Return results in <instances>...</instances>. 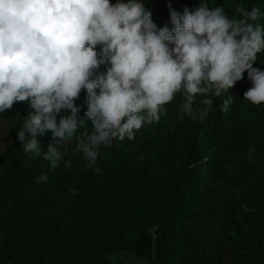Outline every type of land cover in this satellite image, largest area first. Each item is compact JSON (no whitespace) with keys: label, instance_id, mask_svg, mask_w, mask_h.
<instances>
[{"label":"clouds","instance_id":"9594fccd","mask_svg":"<svg viewBox=\"0 0 264 264\" xmlns=\"http://www.w3.org/2000/svg\"><path fill=\"white\" fill-rule=\"evenodd\" d=\"M169 9L171 29H158L140 0H0V113L17 103L34 110L17 131L23 152L40 156L38 136L51 133L43 160L50 170L61 161L70 165L57 145L86 122L75 104L82 90L93 131L77 137L75 152L90 169L101 146L134 140L145 124L158 123L177 93L184 94L182 113L202 120L213 104L210 94L228 92L247 72L252 87L243 99L264 104V70L253 67L264 52L260 9L238 6L239 18L231 19L206 3L183 14ZM102 64L110 66L93 79ZM198 95L204 107L194 111ZM231 103L225 100L222 110ZM48 179L45 173L35 183Z\"/></svg>","mask_w":264,"mask_h":264},{"label":"trees","instance_id":"16d2710c","mask_svg":"<svg viewBox=\"0 0 264 264\" xmlns=\"http://www.w3.org/2000/svg\"><path fill=\"white\" fill-rule=\"evenodd\" d=\"M116 3L117 0H111ZM126 2V0H125ZM146 10L152 12L157 28L165 25L171 29L170 9L183 14L190 9L188 0H140ZM260 0H256L258 5ZM260 24V19L257 21ZM169 43V47H173ZM101 46L96 51L100 53ZM264 52L257 53L253 64L262 68ZM110 65L102 64L94 71V78L104 74ZM262 70V69H261ZM239 84H251L247 79ZM97 94L99 89L96 90ZM235 101L230 90L217 97L213 94L210 112L200 122H192L189 149L184 152L182 175L177 184L158 182L153 193L146 194L158 204L154 235L142 234L130 238V219L121 218L113 204L119 203L116 192L104 184L97 174V166L108 157L121 158L122 148L113 141L110 148L100 147V155L93 168H88L82 153H76L77 137L91 134V121L78 125L73 137L57 145L63 161L55 170H50L43 160V151L52 143L51 133L39 136L40 156L23 152L17 140V131L29 113V105L17 103L11 110L0 113V264H106L111 255L127 251L149 264H257L264 257V205L255 208L249 218L248 234L240 239L225 235L220 242L227 243L218 255L216 245L209 241L202 230L219 192L214 180H200L204 168L203 145L213 132L228 138L232 135L229 109L223 111L225 100ZM84 103L88 104L87 95ZM82 113V112H81ZM62 110L61 115H70ZM220 123L216 127V120ZM1 122L4 125H1ZM4 130L5 136L1 131ZM226 138V140L228 139ZM224 151L222 154L224 155ZM47 174L46 183L36 184L35 178ZM247 185V178H242ZM76 188L77 194L69 193ZM193 198L191 204L186 203ZM255 239L256 248L248 243Z\"/></svg>","mask_w":264,"mask_h":264},{"label":"rangeland","instance_id":"374dc122","mask_svg":"<svg viewBox=\"0 0 264 264\" xmlns=\"http://www.w3.org/2000/svg\"><path fill=\"white\" fill-rule=\"evenodd\" d=\"M190 10L202 3L209 8L222 7L229 19L239 18L238 6L250 10L258 7L261 12L260 25L264 28V0L258 5L256 0H188ZM257 23V22H256ZM264 70V58L262 60ZM94 79V74L93 77ZM252 87L251 84H239L230 88L235 101L228 106L232 135L220 139L213 132L203 145L204 168L199 172L200 180H214L219 191L214 199L212 210L203 228L209 241L213 242L216 252H221L227 243L220 242L225 235H233L240 239L248 234L249 218L256 213L255 208L264 205V104L253 105L243 99V93ZM86 90H82L75 104L79 106V115L85 118L87 105L84 103ZM183 92L177 93L174 100L165 105L158 123L145 124L136 132L134 140L125 138L117 142L122 148V157H108L97 166L100 180L116 192L119 203L113 204L121 218L130 219V238L149 233L154 235L158 204L146 194L153 193L158 182L166 185L177 184L182 175L184 152L189 149L192 133L190 116L183 114L181 105ZM213 100V94H210ZM203 96H197L194 101V111L203 109L200 101ZM212 108V106H211ZM209 109L208 113L210 112ZM34 111L29 107V112ZM82 112V113H81ZM216 120V127L219 126ZM1 125H4L1 122ZM5 136L4 130L1 131ZM39 137V136H38ZM226 138H228L226 140ZM224 151V155L222 154ZM4 173L0 169V176ZM247 178V185L242 178ZM193 198L186 203L191 204ZM248 243L256 248L255 239L249 238ZM106 264H149L127 251L111 255ZM264 264V257L257 263Z\"/></svg>","mask_w":264,"mask_h":264}]
</instances>
